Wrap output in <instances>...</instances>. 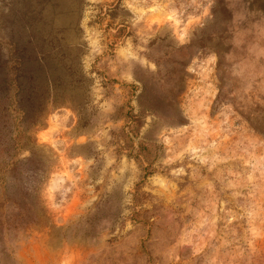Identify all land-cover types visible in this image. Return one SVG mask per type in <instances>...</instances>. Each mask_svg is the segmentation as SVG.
Listing matches in <instances>:
<instances>
[{
    "label": "rangeland",
    "instance_id": "374dc122",
    "mask_svg": "<svg viewBox=\"0 0 264 264\" xmlns=\"http://www.w3.org/2000/svg\"><path fill=\"white\" fill-rule=\"evenodd\" d=\"M27 149L0 264H264V0H0V173Z\"/></svg>",
    "mask_w": 264,
    "mask_h": 264
},
{
    "label": "trees",
    "instance_id": "16d2710c",
    "mask_svg": "<svg viewBox=\"0 0 264 264\" xmlns=\"http://www.w3.org/2000/svg\"><path fill=\"white\" fill-rule=\"evenodd\" d=\"M134 116H126L125 120L133 127ZM30 155L23 158H14L5 164L0 173V242L1 251L11 250L4 241L7 232L18 233L21 230L33 228L42 223L45 218V205L41 198V187H33L32 164L35 161L31 149ZM4 159H2V162Z\"/></svg>",
    "mask_w": 264,
    "mask_h": 264
}]
</instances>
